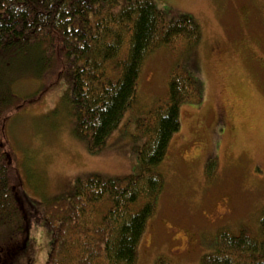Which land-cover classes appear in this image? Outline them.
Here are the masks:
<instances>
[{"label": "rangeland", "instance_id": "1", "mask_svg": "<svg viewBox=\"0 0 264 264\" xmlns=\"http://www.w3.org/2000/svg\"><path fill=\"white\" fill-rule=\"evenodd\" d=\"M151 1L165 20L191 16L201 39L190 48L178 42L146 56L135 101L99 151L90 152L87 140L74 135V118L61 100L67 81L45 77L18 76L12 90L19 98L48 87L8 115L3 138L16 181L40 210L70 193L78 178L136 175V148L145 140L140 125H150L147 113L166 99L174 68H187L200 79L203 98L179 107V130L156 169L162 190L136 264H199L220 231L255 229L264 207V0ZM38 60L25 66L37 72ZM30 226L19 264H46L51 230Z\"/></svg>", "mask_w": 264, "mask_h": 264}, {"label": "trees", "instance_id": "2", "mask_svg": "<svg viewBox=\"0 0 264 264\" xmlns=\"http://www.w3.org/2000/svg\"><path fill=\"white\" fill-rule=\"evenodd\" d=\"M200 39L191 16L165 20L151 0H0V264H19L31 222L51 230L46 264H136L162 190L156 169L179 130V107L203 98L200 79L177 65L166 99L147 113L150 125H140L145 140L136 148L139 172L114 179L78 178L70 193L40 210L16 181L3 134L8 115L27 99L34 102L48 84L19 98L12 90L18 76L66 80L61 100L74 118V135L87 140L95 153L134 103L146 56L178 42L190 48ZM37 60L40 68L31 72L25 64ZM157 264L168 263L162 259ZM199 264H264V207L255 229L220 231L214 249Z\"/></svg>", "mask_w": 264, "mask_h": 264}]
</instances>
